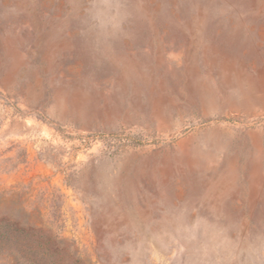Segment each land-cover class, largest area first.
I'll use <instances>...</instances> for the list:
<instances>
[{
    "label": "rangeland",
    "instance_id": "rangeland-1",
    "mask_svg": "<svg viewBox=\"0 0 264 264\" xmlns=\"http://www.w3.org/2000/svg\"><path fill=\"white\" fill-rule=\"evenodd\" d=\"M0 264H264V0H0Z\"/></svg>",
    "mask_w": 264,
    "mask_h": 264
},
{
    "label": "trees",
    "instance_id": "trees-1",
    "mask_svg": "<svg viewBox=\"0 0 264 264\" xmlns=\"http://www.w3.org/2000/svg\"><path fill=\"white\" fill-rule=\"evenodd\" d=\"M16 256H20L22 259H24L27 263H29V260H28V258L26 257L27 256V253H19V252H17L16 254H15ZM10 257H11V254H10ZM12 259L15 261L16 259H15V256L12 254Z\"/></svg>",
    "mask_w": 264,
    "mask_h": 264
}]
</instances>
